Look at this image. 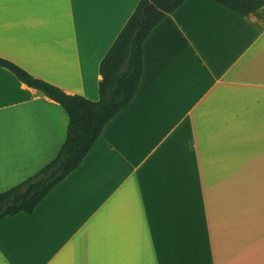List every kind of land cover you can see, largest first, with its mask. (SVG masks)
I'll use <instances>...</instances> for the list:
<instances>
[{"label": "crops", "instance_id": "crops-1", "mask_svg": "<svg viewBox=\"0 0 264 264\" xmlns=\"http://www.w3.org/2000/svg\"><path fill=\"white\" fill-rule=\"evenodd\" d=\"M139 0H0V58L98 99ZM132 100L31 213L0 264H264V7L185 0L149 32ZM58 103L0 66V193L62 146Z\"/></svg>", "mask_w": 264, "mask_h": 264}, {"label": "trees", "instance_id": "trees-1", "mask_svg": "<svg viewBox=\"0 0 264 264\" xmlns=\"http://www.w3.org/2000/svg\"><path fill=\"white\" fill-rule=\"evenodd\" d=\"M185 0H139L99 64L98 99L69 94L33 76L14 62L0 66L20 82L63 107L69 123L56 156L35 174L0 193V220L31 213L53 186L71 173L93 146L105 124L132 100L143 70L142 45L149 32ZM242 16L264 7V0H214Z\"/></svg>", "mask_w": 264, "mask_h": 264}]
</instances>
